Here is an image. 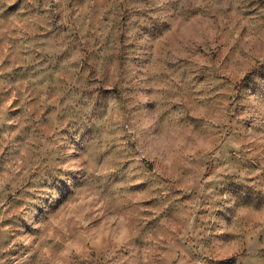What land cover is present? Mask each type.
I'll list each match as a JSON object with an SVG mask.
<instances>
[{
	"label": "rangeland",
	"instance_id": "rangeland-1",
	"mask_svg": "<svg viewBox=\"0 0 264 264\" xmlns=\"http://www.w3.org/2000/svg\"><path fill=\"white\" fill-rule=\"evenodd\" d=\"M0 264H264V0H0Z\"/></svg>",
	"mask_w": 264,
	"mask_h": 264
}]
</instances>
